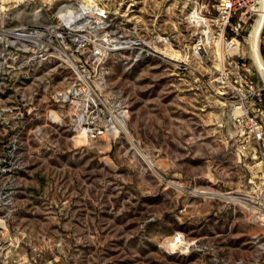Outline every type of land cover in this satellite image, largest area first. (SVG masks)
I'll list each match as a JSON object with an SVG mask.
<instances>
[{
	"label": "rangeland",
	"instance_id": "374dc122",
	"mask_svg": "<svg viewBox=\"0 0 264 264\" xmlns=\"http://www.w3.org/2000/svg\"><path fill=\"white\" fill-rule=\"evenodd\" d=\"M73 1L0 0L1 16L8 29L39 26ZM132 1L122 27L136 18L170 45L167 59L105 64V92L127 105L131 139L76 137L54 101L73 70L14 58L0 35V264H264V220L237 199L261 170L241 155L211 83L217 47L192 51L205 29L190 14L197 7L210 25L216 0Z\"/></svg>",
	"mask_w": 264,
	"mask_h": 264
},
{
	"label": "built area",
	"instance_id": "2783aa9c",
	"mask_svg": "<svg viewBox=\"0 0 264 264\" xmlns=\"http://www.w3.org/2000/svg\"><path fill=\"white\" fill-rule=\"evenodd\" d=\"M136 5L132 0L119 1L117 6L108 0H75L61 5L43 25L9 29L5 28L6 19L0 12V35L6 47L15 46L14 58L39 64L71 63L74 78L56 94L54 101L66 110L72 133L88 143L106 137L119 139L126 133L127 105L105 92L107 61L119 54L128 55L134 63L168 58V36L145 34L136 18L131 29L122 27V21L136 11ZM258 23V53L264 63V0H216L215 18L204 29L207 28L209 44L216 47L218 42L223 53L221 59L217 57L211 83L228 102L231 114L235 112L230 119L233 139L242 145L243 158L256 161L261 170L260 176L252 178L253 189L237 199L254 219L263 221L264 77L256 67L261 84L256 83L249 63H254L250 39ZM211 29L217 32L216 37L209 33ZM203 37L192 46L201 58L210 47L203 44Z\"/></svg>",
	"mask_w": 264,
	"mask_h": 264
},
{
	"label": "bare ground",
	"instance_id": "6f19581e",
	"mask_svg": "<svg viewBox=\"0 0 264 264\" xmlns=\"http://www.w3.org/2000/svg\"><path fill=\"white\" fill-rule=\"evenodd\" d=\"M3 10H5V9L2 8V6H0V12H4ZM190 19L196 25V27L205 28L206 21H205L204 17L199 14V11H198L197 7H195V9L191 12ZM260 31H261V24L258 23V25L254 28L253 32L251 33V39L250 40H251V47H252V51H253V60H254V63L256 64L257 68L259 69L260 73L263 76L264 75V63H263V61H262V59L260 57V54L258 53V41H259ZM202 32L204 33L205 38H206V42H203V44L207 45V44H209V37H208L207 28L205 30H202ZM215 44H216V47H217L216 48V54L221 59L222 58V55H223L222 50H221L220 46H218V44H219L218 42H215ZM170 55L176 56L177 55V52L171 50ZM193 55L197 57L195 51H193ZM68 64L71 65V63H68ZM232 114L234 115L235 112L232 111ZM125 134H128V132L126 131ZM130 136L131 135L128 134V138H130ZM78 138L85 141V139L82 136H78ZM148 161H147V164L152 168V164L150 162H148ZM197 193L204 194V195H206V194L207 195H212L213 197H224V198L230 199L232 201H235L236 200V198L222 196V194H218V193H215V192H212V191L211 192H204L203 191V192H197ZM173 243H175V242H173ZM170 244H172V241H169L168 244H167V246L169 247ZM188 246H189V244H185L184 247L181 248L182 251H187L188 250Z\"/></svg>",
	"mask_w": 264,
	"mask_h": 264
},
{
	"label": "crops",
	"instance_id": "0c3cea01",
	"mask_svg": "<svg viewBox=\"0 0 264 264\" xmlns=\"http://www.w3.org/2000/svg\"><path fill=\"white\" fill-rule=\"evenodd\" d=\"M263 58H264V56H263Z\"/></svg>",
	"mask_w": 264,
	"mask_h": 264
}]
</instances>
